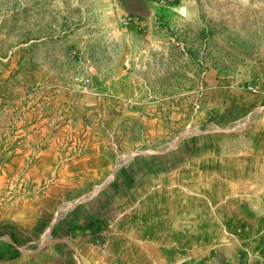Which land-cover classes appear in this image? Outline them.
<instances>
[{"label": "rangeland", "instance_id": "374dc122", "mask_svg": "<svg viewBox=\"0 0 264 264\" xmlns=\"http://www.w3.org/2000/svg\"><path fill=\"white\" fill-rule=\"evenodd\" d=\"M109 1L0 0V232L23 242L0 264H181L162 216L172 197L179 220L189 191L237 242L194 264L263 251L264 0H195L192 19L156 8L148 37ZM184 28L201 32V65L175 67ZM92 184L104 207L89 221ZM98 217L104 234L80 231Z\"/></svg>", "mask_w": 264, "mask_h": 264}, {"label": "crops", "instance_id": "0c3cea01", "mask_svg": "<svg viewBox=\"0 0 264 264\" xmlns=\"http://www.w3.org/2000/svg\"><path fill=\"white\" fill-rule=\"evenodd\" d=\"M194 1L195 0H178L179 12L181 13L182 9L185 11L186 18L184 19H192V17H194V14L192 13ZM109 2L113 4L118 17H120L121 20L124 21L127 18V20H131L137 27L133 30L135 33L134 35H142L146 37L150 35L147 26L154 21L156 7L149 0H110ZM145 26L146 28H143ZM177 33L178 42L176 52L180 55V59L177 61L175 67L187 68L189 67V64L195 63L201 65V61L194 60L192 55L195 51L199 50L200 45H196L193 41H191V39H189L190 37L199 36L201 32L196 30H186L184 28L179 29ZM181 37L186 39H181ZM141 52L142 51L139 53ZM143 53L148 52L145 51ZM162 62L166 61L163 60ZM178 63H181V66ZM101 175L102 172H99L98 176L96 174L91 176L90 172H87L83 178H86L87 176L89 181H97L100 180ZM128 176L129 174L126 170H119L115 172L112 179L108 182V188H110L109 190L115 187L123 186L124 182L127 181ZM196 178L197 176L194 177V179ZM90 185L91 184H89V186ZM92 185L94 189H97V193L92 202L89 203L88 208H85L89 215V221L92 219L91 216L93 213L97 212V215H99L100 208L104 207V200L102 196L98 195L100 192L99 186L95 187L94 184ZM85 189L86 185L83 184V190ZM128 195L129 192L124 196L127 197ZM191 195L196 197L199 194L189 191L184 192L183 195H181V214L179 215L181 217L179 220L176 222L172 221L173 216H175V212L171 210L169 211V209L175 208V204L177 202L172 197H169L167 200V211H164L162 216V219H164L165 222L163 228L166 229L165 233L167 235L171 233L170 231L172 229H177L178 231L181 230V264H194L214 245L218 244L221 246L235 242L232 238H228L225 233L219 234L216 218L212 219L211 212L208 211L205 212H207V214L210 213V215H202L201 202L192 197L190 198ZM97 219L98 221L93 223L91 228L86 229L84 233H89L91 236H98L105 233L99 224L101 218L98 217ZM52 229L55 231V227ZM1 230L0 240L4 241V248H2V251L0 252V261L10 263L19 260L22 257L20 250L23 246L22 236L18 234L14 226L11 224H6V226L1 227ZM175 253H173V255L167 253L164 257L155 255L148 258V260H141L142 262H140V264H176L174 263L177 260L175 257L177 254L175 255Z\"/></svg>", "mask_w": 264, "mask_h": 264}, {"label": "built area", "instance_id": "2783aa9c", "mask_svg": "<svg viewBox=\"0 0 264 264\" xmlns=\"http://www.w3.org/2000/svg\"><path fill=\"white\" fill-rule=\"evenodd\" d=\"M156 8L163 11H172L176 8L178 0H149ZM223 264H264V250L250 251L247 248L228 255Z\"/></svg>", "mask_w": 264, "mask_h": 264}, {"label": "trees", "instance_id": "16d2710c", "mask_svg": "<svg viewBox=\"0 0 264 264\" xmlns=\"http://www.w3.org/2000/svg\"><path fill=\"white\" fill-rule=\"evenodd\" d=\"M4 226H6V225H4ZM4 226H2V227H4ZM91 226H92V223L89 222L85 226H83L82 228H80V231H85L86 229H90Z\"/></svg>", "mask_w": 264, "mask_h": 264}]
</instances>
